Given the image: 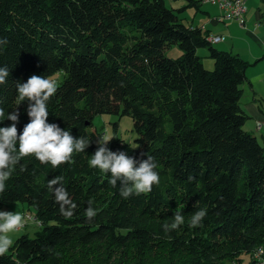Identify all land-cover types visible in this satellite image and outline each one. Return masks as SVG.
<instances>
[{
  "label": "trees",
  "instance_id": "trees-1",
  "mask_svg": "<svg viewBox=\"0 0 264 264\" xmlns=\"http://www.w3.org/2000/svg\"><path fill=\"white\" fill-rule=\"evenodd\" d=\"M208 36L184 25L163 0H0V38L7 40L0 67L10 73L0 108L18 110L22 133L28 105L18 100L16 83L51 77L58 90L47 122L91 141L70 164L53 168L28 157L16 167L0 208L25 203L39 228L16 237L0 264H242V256L256 264L258 251L264 259V149L242 128L239 103L248 63ZM170 44L178 57L163 55ZM96 114L131 118L135 147L116 136L107 146L155 158L161 182L150 193L124 199L119 182L113 187L110 174L89 166L98 147L99 135L88 129ZM55 177L63 178L67 204L49 188ZM89 201L97 210L91 221ZM201 207L203 226L189 227ZM176 212L185 224L165 233Z\"/></svg>",
  "mask_w": 264,
  "mask_h": 264
},
{
  "label": "clouds",
  "instance_id": "clouds-1",
  "mask_svg": "<svg viewBox=\"0 0 264 264\" xmlns=\"http://www.w3.org/2000/svg\"><path fill=\"white\" fill-rule=\"evenodd\" d=\"M6 44L7 40L0 38V45ZM9 75L7 67H0V85L6 83ZM16 88L17 98L21 104L27 101L29 122L24 126L22 133L18 134V110L15 109L6 115L4 109L0 108V122L5 119L12 122L10 126L0 127V194L4 193L6 181L24 158L34 157L41 164H50L53 168H58L72 163L74 154L84 153L91 143L86 136L76 138L71 131L47 122L48 103L58 90L57 82L53 78L32 75L24 83L17 82ZM110 141L107 137L97 138L98 147L89 159V166L98 169L102 174H110L109 183L113 187L119 182V194L122 198L128 199L133 195L150 193L153 186L160 185L161 178L156 171L158 164L153 156L141 153V158L136 159L124 151L113 152L107 146ZM21 170H24L22 165ZM62 179L55 177L50 180L49 188L54 191L57 202L67 204L69 201L66 191L62 188ZM191 179L192 177H189V180ZM91 204L92 201H89L85 213L89 221L97 215V210ZM61 212L64 213L63 207ZM206 215V207L198 208L188 221L189 227H202ZM184 224V215L176 212L172 222L163 225V230L169 233ZM24 225L25 217L19 212L0 211V257L5 256L13 246L9 234L22 229Z\"/></svg>",
  "mask_w": 264,
  "mask_h": 264
},
{
  "label": "rangeland",
  "instance_id": "rangeland-1",
  "mask_svg": "<svg viewBox=\"0 0 264 264\" xmlns=\"http://www.w3.org/2000/svg\"><path fill=\"white\" fill-rule=\"evenodd\" d=\"M163 2L166 7H170L175 10L176 15L184 25L206 27L209 32H213L214 30V26L208 24L209 18H216L222 13L216 4H208V2L203 3L200 0L197 6L188 4L186 0H163ZM212 45L217 48L216 43H212ZM195 52L200 57L203 67L210 70L212 68V60L208 57L206 49L199 47L196 48ZM163 55L169 58L178 57L180 55V49L176 44H170L163 49ZM249 72L251 73V69L248 68L246 71L247 76L249 75ZM240 87L242 89V94L240 96L239 103L241 108L248 113L247 108H245L244 105L250 99V89L247 86L246 81H244ZM253 125L252 118L248 117L245 119L242 128L253 134L256 137V140L263 145L264 138H261L260 135L264 136V126L259 132L254 130ZM132 128V120L128 115L96 114L92 118V126L88 129L97 133L99 137H107L109 139L111 136H116L133 148L136 145L134 141L136 134ZM0 211L19 212L24 217L25 215H30L31 218H33V214L31 211L27 210L25 203H6L0 208ZM38 228L37 222L25 219L24 227L14 233H10L9 235L13 241L21 234H26L27 236L32 237ZM246 260L247 257L242 256V264H246Z\"/></svg>",
  "mask_w": 264,
  "mask_h": 264
},
{
  "label": "crops",
  "instance_id": "crops-1",
  "mask_svg": "<svg viewBox=\"0 0 264 264\" xmlns=\"http://www.w3.org/2000/svg\"><path fill=\"white\" fill-rule=\"evenodd\" d=\"M243 1L244 27L232 20L216 21L215 18H209L208 24L214 26L213 32L203 28L208 30L209 35L223 36L221 41L216 42L217 48L235 53L248 63L244 71L245 81L250 89V99L244 105L248 113L241 106L240 108L246 118H252L254 130L260 132L264 126V5L260 0ZM248 68L251 69L249 77L246 75ZM257 122L261 123L259 129L256 127ZM260 136L264 138L263 135ZM262 147L264 149V143Z\"/></svg>",
  "mask_w": 264,
  "mask_h": 264
},
{
  "label": "built area",
  "instance_id": "built-area-1",
  "mask_svg": "<svg viewBox=\"0 0 264 264\" xmlns=\"http://www.w3.org/2000/svg\"><path fill=\"white\" fill-rule=\"evenodd\" d=\"M211 4H216L221 10V15L215 18L216 21L232 20L240 27H244L243 14L245 11L243 0H210ZM210 43H216L223 39L221 35H209ZM261 123H256L257 129H259ZM25 219L33 220L30 215H25ZM35 222V220H33ZM254 263L264 262L262 258V251H258V259H254Z\"/></svg>",
  "mask_w": 264,
  "mask_h": 264
},
{
  "label": "bare ground",
  "instance_id": "bare-ground-1",
  "mask_svg": "<svg viewBox=\"0 0 264 264\" xmlns=\"http://www.w3.org/2000/svg\"><path fill=\"white\" fill-rule=\"evenodd\" d=\"M201 1L203 3H206V2H208V4L210 3V0H201ZM208 41L210 42V37H208ZM33 220H34V217H33ZM35 222H37V221L35 220ZM37 224H38V222H37ZM256 259H258V254L256 255ZM256 264H264V262H259V263H256Z\"/></svg>",
  "mask_w": 264,
  "mask_h": 264
}]
</instances>
